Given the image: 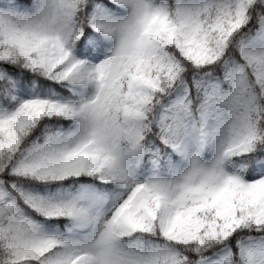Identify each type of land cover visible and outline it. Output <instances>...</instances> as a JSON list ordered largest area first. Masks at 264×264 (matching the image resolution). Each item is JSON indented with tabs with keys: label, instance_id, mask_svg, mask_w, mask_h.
I'll return each mask as SVG.
<instances>
[{
	"label": "snow or ice",
	"instance_id": "6c2138e0",
	"mask_svg": "<svg viewBox=\"0 0 264 264\" xmlns=\"http://www.w3.org/2000/svg\"><path fill=\"white\" fill-rule=\"evenodd\" d=\"M0 264H264V0H0Z\"/></svg>",
	"mask_w": 264,
	"mask_h": 264
}]
</instances>
